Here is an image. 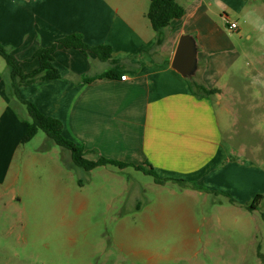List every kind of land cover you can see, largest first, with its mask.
Segmentation results:
<instances>
[{
    "label": "crops",
    "instance_id": "1",
    "mask_svg": "<svg viewBox=\"0 0 264 264\" xmlns=\"http://www.w3.org/2000/svg\"><path fill=\"white\" fill-rule=\"evenodd\" d=\"M175 2L183 16L163 30L157 44L146 17L148 0H0V45L25 74L37 68L32 56L38 49L64 36L76 34L86 46L110 47V58L101 61L57 44L52 65L59 78L19 83V98L57 119L62 136L82 147L87 160L103 157L152 168L160 179L172 180L161 184L242 204L256 191L250 185L253 172L224 139L217 108L226 110L225 88L241 57L236 40L255 26L264 0ZM227 14L238 21L236 30L228 29ZM182 35L195 40L196 69L189 77L171 67ZM2 65L0 138L12 147L25 131L23 106L11 99L9 70ZM111 69L113 78L83 81ZM195 84L215 94L206 96Z\"/></svg>",
    "mask_w": 264,
    "mask_h": 264
},
{
    "label": "rangeland",
    "instance_id": "2",
    "mask_svg": "<svg viewBox=\"0 0 264 264\" xmlns=\"http://www.w3.org/2000/svg\"><path fill=\"white\" fill-rule=\"evenodd\" d=\"M257 19L236 40L241 57L217 108L253 172V197L231 205L133 168L86 171L41 131L12 147L0 138V264H264V9ZM19 115L29 121L24 107Z\"/></svg>",
    "mask_w": 264,
    "mask_h": 264
},
{
    "label": "trees",
    "instance_id": "3",
    "mask_svg": "<svg viewBox=\"0 0 264 264\" xmlns=\"http://www.w3.org/2000/svg\"><path fill=\"white\" fill-rule=\"evenodd\" d=\"M149 7L146 13V17L150 22L151 28L156 34L157 44H161L163 41V30L168 27L172 21L177 20L183 16V9L175 0H148ZM57 44L62 45L64 48H75L82 53H93L99 60L106 61L111 56V49L108 46H86L81 43L78 35H68L56 40L51 46L47 48L38 49L32 56V59L38 61V66L30 73L25 74L20 66V62L9 53V51L0 45V57L5 61V64L9 70L11 83L9 85L11 96H13L26 110L29 117V121H24L25 131L21 137V144H25L31 141V139L39 132H43L50 142V144L56 145L62 149L69 151L74 165L82 168L86 171L103 167L106 165L117 167L118 169H124L126 167H135L129 164L120 163L113 160H108L103 157L97 161H90L84 158V150L82 147L76 146L74 143L66 140L62 136L61 123L52 117L46 116L41 113L34 104L29 101L21 100L18 95V84L25 83L30 84L36 80L49 81L59 78V73L52 65L53 54L56 50ZM115 70L106 71L100 75L94 77L84 78L85 83H89L96 79L113 78L115 77ZM196 90L206 96L215 94L214 90H207L201 85L195 84ZM135 169L142 171L143 173L153 177L156 183H165L172 181L168 179H160L152 168L143 169L135 167ZM175 182H182L177 180ZM262 199V195H256L251 203L246 206L250 211L257 208L259 201Z\"/></svg>",
    "mask_w": 264,
    "mask_h": 264
},
{
    "label": "water",
    "instance_id": "4",
    "mask_svg": "<svg viewBox=\"0 0 264 264\" xmlns=\"http://www.w3.org/2000/svg\"><path fill=\"white\" fill-rule=\"evenodd\" d=\"M183 77L192 76L196 69L195 40L189 35H182L177 43L171 64Z\"/></svg>",
    "mask_w": 264,
    "mask_h": 264
},
{
    "label": "built area",
    "instance_id": "5",
    "mask_svg": "<svg viewBox=\"0 0 264 264\" xmlns=\"http://www.w3.org/2000/svg\"><path fill=\"white\" fill-rule=\"evenodd\" d=\"M225 21L227 23V27L229 30H236L237 29V23L234 21H229V15H225ZM126 76H121L120 79L121 80H125Z\"/></svg>",
    "mask_w": 264,
    "mask_h": 264
}]
</instances>
